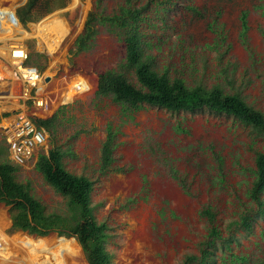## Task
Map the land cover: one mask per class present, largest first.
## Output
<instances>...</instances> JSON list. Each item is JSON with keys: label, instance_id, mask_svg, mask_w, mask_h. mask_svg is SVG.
<instances>
[{"label": "rangeland", "instance_id": "rangeland-1", "mask_svg": "<svg viewBox=\"0 0 264 264\" xmlns=\"http://www.w3.org/2000/svg\"><path fill=\"white\" fill-rule=\"evenodd\" d=\"M28 1L0 0L22 24L21 31L1 37L0 73L8 69L7 54H2L7 41L26 45V64L38 68L45 81L43 94L51 99L47 113L28 106L36 120L57 117L55 132H47L35 162L16 171L0 135L2 175L14 182L16 200L30 205L26 223L40 227L39 233L24 230L11 216L14 204L0 201V264H89L85 248L63 233L61 224L40 225L42 211L50 219H61L66 211L64 198L35 168L39 156L52 148L64 153L68 171L93 183L92 207L97 220L109 227L111 264H184L186 256L199 255L206 241L210 226L200 213L208 208L222 238L229 237V225L252 207L247 193L264 138L227 114L173 113L148 104L128 109L111 97H97L99 76L119 70L125 61V42L96 24L91 47L77 55L70 51L91 12L113 15L124 0H62L65 5L51 13H45L47 0H38L33 11L42 17L24 24L19 10ZM134 5L145 9L146 49L160 73L208 87L225 85L229 75L233 85L226 84V90L264 112V0H135ZM54 20L67 32L50 53L46 39L34 35L33 28ZM127 75L139 87L135 75ZM78 83H83L80 90ZM109 128L114 170L102 174L101 149ZM234 239L231 252L248 258L247 264H264L263 218ZM223 244L218 241L211 264H233L231 252L220 251Z\"/></svg>", "mask_w": 264, "mask_h": 264}, {"label": "trees", "instance_id": "trees-1", "mask_svg": "<svg viewBox=\"0 0 264 264\" xmlns=\"http://www.w3.org/2000/svg\"><path fill=\"white\" fill-rule=\"evenodd\" d=\"M38 0H29L26 6L19 10L22 23L36 22L43 14H35L33 11ZM119 9L113 15H101L91 12L85 24L84 33L75 41V50L72 55L88 50L93 42L96 24L105 26L126 44L125 61L119 66V70H110L99 76L96 96L99 98L111 97L113 102L128 109H137L143 104L167 109L173 113H194L200 110H209L219 114H227L234 117L247 127H250L254 135L264 138V112L256 109L243 99L239 93L228 92L225 85H233L229 75L225 85L220 83L208 87L204 83L188 85L181 77L172 78L168 71L160 73L154 65V58L148 54L149 45L145 42L143 32L144 8H137L135 0H124ZM54 2V4H53ZM51 4V5H50ZM45 13H51L55 8H61L65 4L62 0H47ZM247 14L242 16L243 35L246 39L248 25ZM127 74H134L138 86L130 82ZM225 74V73H224ZM55 114L48 120H35L39 128L53 134L55 132ZM108 139L101 149L100 171L108 174L113 171L114 163L113 132L108 130ZM7 150V149H6ZM64 153L58 148H52L48 154L40 155L35 168L42 174L45 182L65 200V216L60 219L57 216L50 219L45 211L40 214L41 228L58 227L62 225L67 236L73 237L87 251L89 264H111V255L107 250L109 240L108 225L100 223L92 207L93 183L86 176H79L68 171L63 163ZM219 162L221 160L219 159ZM18 166H12L11 170H17ZM253 183L247 193L250 199V209L244 210L239 222L229 225V237L223 239L220 229L216 224V216L211 208L204 209L200 214L206 218L209 229L206 241L202 243L199 255H188L184 264H211L216 256L218 241L224 240L221 252H231L232 242L235 241L238 231H248L253 228L256 219H264V148L255 153V167L252 170ZM14 182L2 175L0 167V201L14 204L11 216L18 226L31 233H39L40 227H33L26 223L30 214L29 204L16 200L13 188ZM247 204V203H246ZM245 204V205H246ZM62 222L60 223V221ZM21 222V223H20ZM223 249V250H222ZM233 264H247L248 258L238 257L231 252Z\"/></svg>", "mask_w": 264, "mask_h": 264}, {"label": "built area", "instance_id": "built-area-1", "mask_svg": "<svg viewBox=\"0 0 264 264\" xmlns=\"http://www.w3.org/2000/svg\"><path fill=\"white\" fill-rule=\"evenodd\" d=\"M6 45L9 71L0 73L1 78L7 79V83L0 86V135L11 162L18 167H27L35 162L48 139L47 132L36 124L34 111L28 103L33 109L47 113L51 99L41 90L45 81L38 68L26 64L30 55L27 46L9 41ZM82 85L75 86L80 90ZM2 237L0 233L1 246Z\"/></svg>", "mask_w": 264, "mask_h": 264}, {"label": "bare ground", "instance_id": "bare-ground-1", "mask_svg": "<svg viewBox=\"0 0 264 264\" xmlns=\"http://www.w3.org/2000/svg\"><path fill=\"white\" fill-rule=\"evenodd\" d=\"M0 13H2V16L0 18V33L2 34V32L4 33L3 38L7 37V33H9V31L17 32L18 30L21 31V27L20 25L21 22L19 21L18 17L13 13V10L10 8H3L2 6H0ZM11 14L14 15V19L11 18ZM61 24V21L59 20H54V21H49L48 23L45 24V26H35L33 28L34 30V35L36 34L37 36H42V39H46V44L45 47L48 49V51L50 53H54L55 50L57 49V47L59 46L60 42L62 41V39L64 38L67 30H60L62 29L59 28ZM58 27V28H57ZM53 29H56L54 32H52ZM57 31H59L57 33ZM56 32V33H55ZM0 37V40L2 39ZM7 52H4L2 54H7L8 53V46L6 49ZM5 73L8 72V69H4ZM7 83V79L1 78L0 77V86L3 84ZM44 86H41V90H43Z\"/></svg>", "mask_w": 264, "mask_h": 264}, {"label": "water", "instance_id": "water-1", "mask_svg": "<svg viewBox=\"0 0 264 264\" xmlns=\"http://www.w3.org/2000/svg\"><path fill=\"white\" fill-rule=\"evenodd\" d=\"M11 18L14 19V15L11 14Z\"/></svg>", "mask_w": 264, "mask_h": 264}]
</instances>
